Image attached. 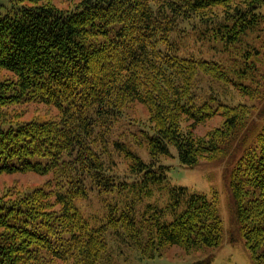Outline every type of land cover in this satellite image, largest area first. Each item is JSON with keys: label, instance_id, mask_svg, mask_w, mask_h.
<instances>
[{"label": "trees", "instance_id": "1", "mask_svg": "<svg viewBox=\"0 0 264 264\" xmlns=\"http://www.w3.org/2000/svg\"><path fill=\"white\" fill-rule=\"evenodd\" d=\"M54 1L0 10V69L11 73L0 106L58 112L0 125V174L49 176L0 194V264H120L219 247L218 196L172 183L162 157L174 150L188 167L242 150L229 237L264 264V0Z\"/></svg>", "mask_w": 264, "mask_h": 264}, {"label": "rangeland", "instance_id": "2", "mask_svg": "<svg viewBox=\"0 0 264 264\" xmlns=\"http://www.w3.org/2000/svg\"><path fill=\"white\" fill-rule=\"evenodd\" d=\"M10 1L0 0V10H4ZM54 2L60 7L72 8L73 3L77 4L78 0H55ZM2 4L4 5L3 7ZM258 11L264 15V4ZM206 50L205 58H214L211 54L215 49ZM10 74L7 70L0 69V79ZM234 94L236 93L233 92ZM133 110H135L137 115L146 118L147 113L140 105L135 106ZM56 116H58L56 108L45 103H16L0 106V125L11 121L19 122L33 118L44 119L45 117ZM221 122L222 116H217L211 121L198 125L195 133L197 136H204L209 129L219 125ZM139 153L145 160H149V155L145 148H140ZM241 154L242 150L236 155H230L224 159H202L194 167L182 165L175 150L172 155L162 157L163 163L169 166L168 174L173 184L185 186L194 192H202L208 195L215 193L218 196L219 213L224 223V238L219 247L206 251L186 253L182 248L173 246L165 249L161 256L140 259L135 255H130L125 262L120 260V264H203L201 262L208 255H212V260L207 264H255L245 246L244 239L238 238L233 241L229 237L234 226L233 220L235 219V207L231 195L230 181L232 171ZM48 177V175L31 171L2 173L0 174V194L5 192L23 193L33 190L44 186Z\"/></svg>", "mask_w": 264, "mask_h": 264}]
</instances>
